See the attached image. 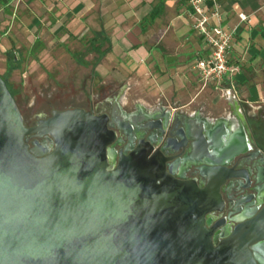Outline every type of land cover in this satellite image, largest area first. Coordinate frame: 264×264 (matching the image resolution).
<instances>
[{
	"label": "water",
	"instance_id": "1",
	"mask_svg": "<svg viewBox=\"0 0 264 264\" xmlns=\"http://www.w3.org/2000/svg\"><path fill=\"white\" fill-rule=\"evenodd\" d=\"M107 121L72 108L27 126L0 75V264H264V188L260 212L230 236L226 219L212 224L234 189L261 180L264 166L243 167L254 158L245 136L229 153L202 136L201 182L176 177L161 150L109 166ZM31 133L52 135L55 148L31 147Z\"/></svg>",
	"mask_w": 264,
	"mask_h": 264
},
{
	"label": "crops",
	"instance_id": "2",
	"mask_svg": "<svg viewBox=\"0 0 264 264\" xmlns=\"http://www.w3.org/2000/svg\"><path fill=\"white\" fill-rule=\"evenodd\" d=\"M219 2L224 26L234 31L230 61L241 68L234 93L201 90L194 65L208 47L188 0H0V75L17 69L16 49L31 50L48 29L66 43L84 42L88 64H80L97 58L93 72L120 81L126 96L199 112L221 138L219 151L229 153L244 136L264 147V0Z\"/></svg>",
	"mask_w": 264,
	"mask_h": 264
},
{
	"label": "flooded vegetation",
	"instance_id": "3",
	"mask_svg": "<svg viewBox=\"0 0 264 264\" xmlns=\"http://www.w3.org/2000/svg\"><path fill=\"white\" fill-rule=\"evenodd\" d=\"M94 77L95 74L92 72V78ZM82 99V103L65 107L45 102L44 112L37 115H28L22 111L21 113L27 126L40 125L51 118L55 110L82 108L98 116L106 114L108 129L114 133L112 142L108 146L109 166L117 167L122 155L128 156L136 150L149 151L150 154L161 150L167 157H172L170 161L176 164V177L197 178L204 182V178L200 175L199 163L205 159V156L199 152L198 148H201L202 136H205L208 141L212 140L209 135L212 129L210 122L202 120L199 112L189 113L181 108L177 110L175 108L173 112L164 103L156 106L142 104L136 98L126 96V88L115 82L109 87L106 84L100 85L97 89L92 84L90 91L84 93ZM155 110H158L161 118L154 119ZM253 137L249 139V150L254 153V158L245 162L243 167L250 172L253 171L254 174L255 164L264 166V147ZM26 140L31 147H36L37 141L41 150L46 148L52 150L56 146L55 138L49 134L38 136L31 133L26 136ZM166 142L170 146L163 148V143ZM260 174V182L257 183L254 179L245 181V186L240 190L234 189L231 197L227 199L224 211L218 214L212 223L222 224V220L226 219V223L220 226L221 233L228 232L230 236L237 225L255 217L260 212L262 205L258 204L254 197L257 193L256 187L264 188V172L261 171ZM222 240L223 238L219 239V243Z\"/></svg>",
	"mask_w": 264,
	"mask_h": 264
},
{
	"label": "rangeland",
	"instance_id": "4",
	"mask_svg": "<svg viewBox=\"0 0 264 264\" xmlns=\"http://www.w3.org/2000/svg\"><path fill=\"white\" fill-rule=\"evenodd\" d=\"M38 33L43 37L42 41L35 42L31 50L27 46L16 49L12 55L18 67L4 74L23 113H43L45 102L59 107L77 105L82 103L84 93L90 91L92 84L97 89L104 84L109 87L114 82L109 75L101 76L98 72L92 78L94 66L91 64L97 58L89 63L90 66L77 63L70 51H78V57L87 61L84 42L66 43L62 36L54 35L48 29ZM115 83L122 85L120 81Z\"/></svg>",
	"mask_w": 264,
	"mask_h": 264
},
{
	"label": "built area",
	"instance_id": "5",
	"mask_svg": "<svg viewBox=\"0 0 264 264\" xmlns=\"http://www.w3.org/2000/svg\"><path fill=\"white\" fill-rule=\"evenodd\" d=\"M193 9V28L203 37L208 47L204 57L197 58L194 68L201 90L213 86L222 95L237 91L234 77L240 72L239 64L231 63L230 53L234 31L223 24L222 6L219 0H188ZM242 20L246 16L240 14Z\"/></svg>",
	"mask_w": 264,
	"mask_h": 264
},
{
	"label": "trees",
	"instance_id": "6",
	"mask_svg": "<svg viewBox=\"0 0 264 264\" xmlns=\"http://www.w3.org/2000/svg\"><path fill=\"white\" fill-rule=\"evenodd\" d=\"M74 58L77 60L78 63H81V64H88L87 61H84V60L80 59V58L78 57L77 54L74 56ZM9 59H10L11 62H15V58H14V57H11V58H9ZM100 59H101V58H98V60H100ZM96 63H97V62H96ZM94 74L96 75V72H94ZM3 78L6 79L4 76H3ZM11 92H12V91H11ZM12 94H13V93H12Z\"/></svg>",
	"mask_w": 264,
	"mask_h": 264
}]
</instances>
